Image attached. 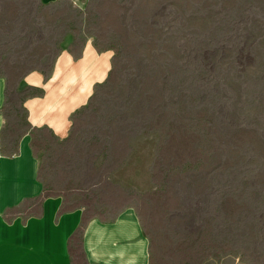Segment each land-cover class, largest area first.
Returning <instances> with one entry per match:
<instances>
[{
  "label": "rangeland",
  "instance_id": "1",
  "mask_svg": "<svg viewBox=\"0 0 264 264\" xmlns=\"http://www.w3.org/2000/svg\"><path fill=\"white\" fill-rule=\"evenodd\" d=\"M86 40L111 68L66 137L32 131L45 193L132 208L148 264H264V0H0L9 142L22 75Z\"/></svg>",
  "mask_w": 264,
  "mask_h": 264
},
{
  "label": "crops",
  "instance_id": "2",
  "mask_svg": "<svg viewBox=\"0 0 264 264\" xmlns=\"http://www.w3.org/2000/svg\"><path fill=\"white\" fill-rule=\"evenodd\" d=\"M18 85L27 129L9 142L7 81L0 75V264H71L76 237L83 264H148L147 237L132 208L109 219L86 218L82 208L45 193L39 178L32 131L66 137L89 100L77 46L62 47L47 70L26 71Z\"/></svg>",
  "mask_w": 264,
  "mask_h": 264
},
{
  "label": "bare ground",
  "instance_id": "3",
  "mask_svg": "<svg viewBox=\"0 0 264 264\" xmlns=\"http://www.w3.org/2000/svg\"><path fill=\"white\" fill-rule=\"evenodd\" d=\"M89 98L95 87L103 82L111 68L112 52L98 49L92 41H84L78 48Z\"/></svg>",
  "mask_w": 264,
  "mask_h": 264
},
{
  "label": "trees",
  "instance_id": "4",
  "mask_svg": "<svg viewBox=\"0 0 264 264\" xmlns=\"http://www.w3.org/2000/svg\"><path fill=\"white\" fill-rule=\"evenodd\" d=\"M20 108H21V98H20ZM23 116H24V113H23Z\"/></svg>",
  "mask_w": 264,
  "mask_h": 264
}]
</instances>
